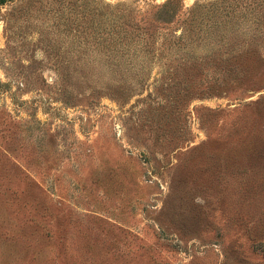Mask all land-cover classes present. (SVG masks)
I'll list each match as a JSON object with an SVG mask.
<instances>
[{
    "label": "rangeland",
    "instance_id": "374dc122",
    "mask_svg": "<svg viewBox=\"0 0 264 264\" xmlns=\"http://www.w3.org/2000/svg\"><path fill=\"white\" fill-rule=\"evenodd\" d=\"M0 264H264V0H0Z\"/></svg>",
    "mask_w": 264,
    "mask_h": 264
}]
</instances>
